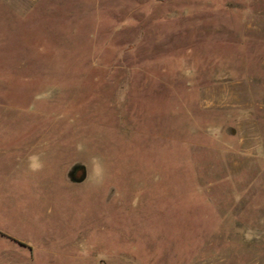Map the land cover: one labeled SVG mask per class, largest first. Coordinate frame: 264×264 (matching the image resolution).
Here are the masks:
<instances>
[{"label": "rangeland", "instance_id": "rangeland-1", "mask_svg": "<svg viewBox=\"0 0 264 264\" xmlns=\"http://www.w3.org/2000/svg\"><path fill=\"white\" fill-rule=\"evenodd\" d=\"M0 264H264V0H0Z\"/></svg>", "mask_w": 264, "mask_h": 264}, {"label": "crops", "instance_id": "crops-1", "mask_svg": "<svg viewBox=\"0 0 264 264\" xmlns=\"http://www.w3.org/2000/svg\"><path fill=\"white\" fill-rule=\"evenodd\" d=\"M15 148L17 149L16 150L17 152L18 151H21L20 150L21 149V146L20 145H18V147L16 146ZM20 154L22 155L23 153L20 152ZM20 159H22V160L25 161V154ZM80 165H82V164H80ZM74 167L72 168V170L69 171V175H68L69 176V180L71 182H73V183L82 182L83 180H85L87 178L86 169H85V172L84 173H83V171H80L79 173H74L73 172ZM26 174H27V176H29V174H32V172L27 171Z\"/></svg>", "mask_w": 264, "mask_h": 264}, {"label": "flooded vegetation", "instance_id": "flooded-vegetation-1", "mask_svg": "<svg viewBox=\"0 0 264 264\" xmlns=\"http://www.w3.org/2000/svg\"><path fill=\"white\" fill-rule=\"evenodd\" d=\"M80 171L85 172V168H84V166H83V165H80V164L75 165V167H74V169H73V172H74V173H78V172H80Z\"/></svg>", "mask_w": 264, "mask_h": 264}, {"label": "clouds", "instance_id": "clouds-1", "mask_svg": "<svg viewBox=\"0 0 264 264\" xmlns=\"http://www.w3.org/2000/svg\"><path fill=\"white\" fill-rule=\"evenodd\" d=\"M97 175H98V176H100V177L102 178V176H101V173H100V172H98V173H97Z\"/></svg>", "mask_w": 264, "mask_h": 264}]
</instances>
